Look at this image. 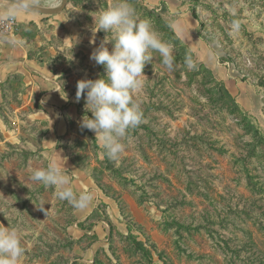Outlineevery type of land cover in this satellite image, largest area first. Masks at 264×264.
Here are the masks:
<instances>
[{"label":"rangeland","instance_id":"rangeland-1","mask_svg":"<svg viewBox=\"0 0 264 264\" xmlns=\"http://www.w3.org/2000/svg\"><path fill=\"white\" fill-rule=\"evenodd\" d=\"M221 1L220 10L237 13L248 31L264 39V0ZM115 2L68 0L59 13H38L37 21L19 24L15 36L25 40L31 57L47 63L77 106L76 117L65 118L67 133L57 148L72 166L64 171L74 193L94 196L78 209L59 200L55 188L30 179L32 170L51 160L54 114L40 102L43 92L26 91L38 79L15 74L1 81L0 227L19 232L25 249L19 264H258L264 237L249 228L256 246L245 247L239 211L249 195L245 182L251 169L264 175V148L252 158L254 131L264 137V86L241 80L232 65L218 61V46L200 37L187 0H141L143 8L129 0L139 19L150 21L168 43L156 23L159 15L194 68L200 65L204 78L221 82L232 101L190 82L191 71L181 61L168 70L153 51L145 84L133 94L143 122L129 130L125 151L113 161L95 132L81 128L80 121L92 114L86 92L78 102L76 93L78 81L105 73L90 56L113 35L92 29L99 12ZM171 45L174 57L182 52ZM242 52L251 73L264 71ZM230 104L239 110L231 112Z\"/></svg>","mask_w":264,"mask_h":264},{"label":"clouds","instance_id":"clouds-1","mask_svg":"<svg viewBox=\"0 0 264 264\" xmlns=\"http://www.w3.org/2000/svg\"><path fill=\"white\" fill-rule=\"evenodd\" d=\"M64 3L65 0H7L0 4V20L15 23L21 16L42 9H61ZM101 30L111 32L113 38L105 37L90 59L103 66L105 73L96 80L78 81L76 100L78 102L86 92L85 107L92 115L85 116L80 126L94 131L107 156L118 161L125 151L123 141L128 138L129 130L143 122V111L133 100V94L145 84L144 68L153 59L151 53L158 52L168 70H173L175 58L172 45L162 40L150 21L139 19L129 0H116L107 10L99 12L98 19L94 18L92 31ZM6 39L14 47L24 45L22 39ZM108 43L113 45L111 50L107 47ZM185 63L189 70L194 68L190 59H186ZM64 168L53 159L46 167L32 170L30 179L55 188L56 197L75 208L88 207L94 198L93 193H74L70 186L71 178ZM24 252L19 232L15 228L0 227V264H19Z\"/></svg>","mask_w":264,"mask_h":264},{"label":"trees","instance_id":"trees-1","mask_svg":"<svg viewBox=\"0 0 264 264\" xmlns=\"http://www.w3.org/2000/svg\"><path fill=\"white\" fill-rule=\"evenodd\" d=\"M137 2L139 6L143 8L141 0H130ZM212 3H208L205 0H187L189 4L187 9L190 12L192 18L198 23L200 37L205 42H211L218 46L219 53L218 61L225 65H232L239 74H241V80L251 79L258 86H264V71H258L257 73H251L248 68V64L242 61V50L245 49V54H248L249 59L257 63L259 68H264V39L259 36H255L253 32L248 31L240 20V16L237 13L230 12L225 9H221V0H211ZM145 9V8H144ZM156 23L159 24L161 33L168 43L179 46L181 53H176L175 63L181 61V66L188 68L185 61L190 59L193 63L192 57L188 51L175 38L174 32L171 27L159 16L156 15ZM20 30V25L18 26ZM19 32V31H18ZM247 61V58H246ZM189 69V68H188ZM262 70V69H261ZM190 82H196L202 84L204 87H208L206 93L215 91L219 94V98H226L228 102L232 101L229 92L225 89L221 82L215 81L214 78H204L207 73L206 69H203L200 65L197 69L190 70ZM15 75V74H14ZM201 75L202 81H196ZM13 76V75H12ZM231 112H236L238 106L230 104ZM246 130H250L246 128ZM252 139L254 140V146L252 151L253 157L257 155L261 156L262 152L259 147L264 148V137L258 130L253 133ZM248 154V152H246ZM244 160H241V162ZM238 162V160H237ZM264 171V165L262 166ZM253 173L249 174L246 178L245 190L249 195L243 197L242 207L239 211V215L242 216L241 221L246 228L245 247H255V243L251 240V231L249 228H253L258 231L264 237V175H257L254 169H251ZM258 264H264V257L258 261Z\"/></svg>","mask_w":264,"mask_h":264},{"label":"crops","instance_id":"crops-1","mask_svg":"<svg viewBox=\"0 0 264 264\" xmlns=\"http://www.w3.org/2000/svg\"><path fill=\"white\" fill-rule=\"evenodd\" d=\"M7 1L0 0V4ZM38 13H30L21 16L18 24L35 22L40 19ZM24 41L22 47H14L4 39L0 42V82L14 74L28 75L39 80V84L27 83L26 91L43 92L40 102L50 112H53L54 121L52 125V135L54 137V148L51 153V160H56L64 170L72 168L61 147L57 148L58 139L67 133V116L71 119L76 117L77 106L70 104L67 94L62 91L60 83L54 78L47 63L41 59H35L29 55L28 46L25 40L19 36H13ZM44 90V91H43ZM66 105L67 108L64 106ZM73 109V111H72ZM64 160V161H63ZM90 232H87V234Z\"/></svg>","mask_w":264,"mask_h":264},{"label":"built area","instance_id":"built-area-1","mask_svg":"<svg viewBox=\"0 0 264 264\" xmlns=\"http://www.w3.org/2000/svg\"><path fill=\"white\" fill-rule=\"evenodd\" d=\"M18 26L17 21L15 23H6L0 20V42L7 37L15 36L19 31Z\"/></svg>","mask_w":264,"mask_h":264},{"label":"water","instance_id":"water-1","mask_svg":"<svg viewBox=\"0 0 264 264\" xmlns=\"http://www.w3.org/2000/svg\"><path fill=\"white\" fill-rule=\"evenodd\" d=\"M3 1H7V0H3ZM68 0H65L64 6L61 9H42L41 11H38L37 13H42V14H56L59 13L60 11H62L66 4H67Z\"/></svg>","mask_w":264,"mask_h":264}]
</instances>
